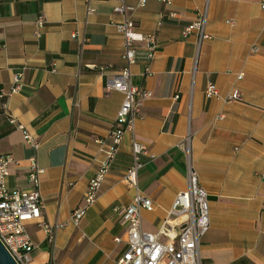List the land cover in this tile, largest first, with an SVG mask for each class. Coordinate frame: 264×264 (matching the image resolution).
Returning <instances> with one entry per match:
<instances>
[{
  "label": "crops",
  "instance_id": "obj_1",
  "mask_svg": "<svg viewBox=\"0 0 264 264\" xmlns=\"http://www.w3.org/2000/svg\"><path fill=\"white\" fill-rule=\"evenodd\" d=\"M260 2L210 0L209 39L198 49L197 35L184 37L183 30L198 18L205 0L149 1L143 7L127 1L137 31L155 36L158 44L149 75H143L142 58L131 67L130 84L152 95L136 97L134 132L124 134L97 201L75 226L71 213L83 205L103 159L96 141L105 149L115 146L111 129L125 96L107 82L125 66L123 38L115 27L123 18L109 0H0V153L14 161L7 186L30 188L31 158L44 171L41 217L25 224L33 244L29 264H113L126 251L122 211L135 190L124 175L134 142L149 153L138 172V190L154 205L152 212L142 211L144 231L157 233L170 216L176 196L188 189L190 164L209 204L200 264H264ZM40 17L44 24L38 28ZM15 73L23 74L22 88L12 93ZM208 83L219 99L205 96ZM235 90L241 100L226 102ZM18 125L37 139V149L24 141ZM42 224L64 227L51 241Z\"/></svg>",
  "mask_w": 264,
  "mask_h": 264
},
{
  "label": "built area",
  "instance_id": "obj_2",
  "mask_svg": "<svg viewBox=\"0 0 264 264\" xmlns=\"http://www.w3.org/2000/svg\"><path fill=\"white\" fill-rule=\"evenodd\" d=\"M109 1L114 3L112 6L113 13L123 18V21L116 24L115 27L123 38L122 60L125 66L118 75L107 82V87L122 92L125 98L118 118L111 129L115 146L105 149L102 147V141H96L100 145L103 159L100 161L96 174L88 183L83 197V205L71 213L70 220L75 226L79 225L87 209L97 201L101 185L110 171L124 134L134 132V123L140 107L136 97L144 100L152 95L149 91L134 88L130 84V78L131 67L139 58L146 61L143 75L150 74V63L154 59L158 47L156 38L153 35L144 36L137 31L133 21L130 20L129 14L134 10V7L127 4L129 0ZM132 1H136L139 7H143L149 1L168 4L171 0ZM209 1L205 0L204 9L198 18L183 30L184 37L197 35L198 49L203 40L209 39L205 30ZM260 7L264 10V0H261ZM92 12V10H88L87 14ZM43 24L44 19L40 17L37 21V27L41 28ZM36 36L39 37L38 32ZM72 37L78 38V35L74 34ZM83 41L84 38H81V42ZM253 51H256V48H253ZM242 77L243 74L237 75L238 80ZM22 80V73L13 75L12 93L21 90ZM205 96L209 99H219L220 93L213 83H208L205 88ZM224 100L228 103L240 101L241 93L235 90L227 95ZM18 128L23 134L24 141L33 149H37L39 146L37 139L24 126L18 125ZM148 154L144 145L137 142L133 143L132 165L124 175L125 183L135 190L132 203L122 211L123 221L127 226V249L113 264H200V240L210 228L209 204L207 193L199 186L198 177L190 164L188 165L187 176L188 189L176 196L170 210V216L163 221L155 234L146 232L142 228V211L152 212L154 209L152 201L138 190V172L142 168L141 157ZM13 162L11 156L0 153V243L17 264H29L33 244L25 224L41 217L43 202L39 193V185L44 171L38 167L35 158H31L27 176L30 188L9 189L7 177L9 166ZM63 227L64 225L42 224L44 232L51 241L54 240L56 231Z\"/></svg>",
  "mask_w": 264,
  "mask_h": 264
},
{
  "label": "water",
  "instance_id": "obj_3",
  "mask_svg": "<svg viewBox=\"0 0 264 264\" xmlns=\"http://www.w3.org/2000/svg\"><path fill=\"white\" fill-rule=\"evenodd\" d=\"M0 264H17L0 243Z\"/></svg>",
  "mask_w": 264,
  "mask_h": 264
}]
</instances>
